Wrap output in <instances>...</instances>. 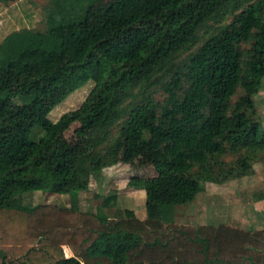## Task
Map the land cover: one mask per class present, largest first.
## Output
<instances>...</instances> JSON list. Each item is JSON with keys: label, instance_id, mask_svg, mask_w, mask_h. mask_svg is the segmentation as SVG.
I'll return each mask as SVG.
<instances>
[{"label": "trees", "instance_id": "1", "mask_svg": "<svg viewBox=\"0 0 264 264\" xmlns=\"http://www.w3.org/2000/svg\"><path fill=\"white\" fill-rule=\"evenodd\" d=\"M50 3L44 30L0 40V264H264L261 230L159 219L201 191L193 168L264 149L250 122L264 78V0ZM82 71L94 84L78 108L41 127ZM74 122L76 157L59 143ZM145 150L154 176L126 183L143 192L142 220L76 210L89 180ZM240 161L226 175H248ZM32 192L67 195L70 208L11 203Z\"/></svg>", "mask_w": 264, "mask_h": 264}, {"label": "rangeland", "instance_id": "2", "mask_svg": "<svg viewBox=\"0 0 264 264\" xmlns=\"http://www.w3.org/2000/svg\"><path fill=\"white\" fill-rule=\"evenodd\" d=\"M50 9V0H0V40L7 33L22 28L44 30L46 15ZM75 43L72 40L65 51ZM180 55L183 56L184 52ZM86 73L88 72L79 73V89L74 92L65 91L67 93L64 96H53L51 109L41 121V127L48 128L62 114L78 108L94 84V79ZM255 84L250 122H258L264 132V78L261 81L256 79ZM155 99L160 101V94L156 93ZM118 125L109 132L110 142L117 133ZM77 126L74 122L64 130L59 142L64 151L75 157L80 151L74 134ZM242 158L250 166L249 174L243 177L226 175L229 169L239 170ZM149 160L150 153L145 150L135 155L129 164L102 170L96 180H89L86 191L77 193L76 210L104 214L108 218L140 220L144 215L143 193L128 189L126 183L131 179L152 178L154 171ZM190 173L199 178L201 191L190 199L178 202L171 212L161 211V222L189 226L228 225L246 231L261 229L264 232V149L226 151L221 157L206 162L202 167L193 168ZM69 202L67 195L47 196L40 192L14 195L11 199V203L16 206L54 204L67 209L70 208ZM258 207L260 213H256ZM65 253L67 254L66 251Z\"/></svg>", "mask_w": 264, "mask_h": 264}, {"label": "crops", "instance_id": "3", "mask_svg": "<svg viewBox=\"0 0 264 264\" xmlns=\"http://www.w3.org/2000/svg\"><path fill=\"white\" fill-rule=\"evenodd\" d=\"M117 167V166H116ZM116 167H113V168H116ZM140 192H142L141 190H139ZM35 193H38V192H35ZM143 193V192H142ZM260 208L258 207L257 208V210H256V213H260ZM80 212V211H79ZM144 218V215H143V217L142 218H140V220H142ZM259 230V229H258ZM258 230H255V231H258ZM261 230V229H260ZM65 249V250H64ZM62 250H63V253H64V256L65 257H70L71 256V254L69 253V251H68V249L65 247H63L62 248ZM65 251L67 252V254L65 253Z\"/></svg>", "mask_w": 264, "mask_h": 264}]
</instances>
